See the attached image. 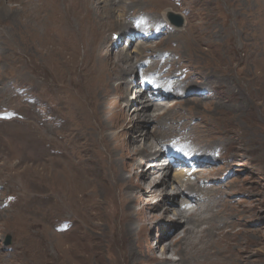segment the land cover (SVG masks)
Segmentation results:
<instances>
[{
	"label": "rangeland",
	"instance_id": "rangeland-1",
	"mask_svg": "<svg viewBox=\"0 0 264 264\" xmlns=\"http://www.w3.org/2000/svg\"><path fill=\"white\" fill-rule=\"evenodd\" d=\"M159 1L161 6L150 0H88L87 7L77 11L71 10L60 19L56 17L58 1L55 0L45 2L39 7L40 10L27 8L22 0H0V112L12 110L17 113V117L12 121H0V264H182L179 260L180 253L169 249L162 256L158 244L168 246L170 242H176L187 224V219L166 220L161 211L165 205L173 210L183 208L186 205V196L193 195L198 201L203 198L201 194L191 193V182L195 190L196 185L208 188L218 185L222 190L221 207L209 214L204 212V216L199 214L201 218L215 214L210 223L205 221L204 227H210L218 233L223 231L222 236H213L214 239L223 241L221 245L217 242L214 244L212 251L215 257L226 258L223 264H232L230 256L234 257V254L238 253L234 244L245 241L249 242L248 247L258 241L256 249L264 251V146L257 149L258 146L254 144L256 137L250 128L252 126L255 131L258 129L264 133V106L260 109L249 104L246 98L253 95L251 88L247 82L243 83L238 79L239 72L246 70V63L248 70L254 71L260 61L264 62V9L257 7L258 0H254L255 5L249 0ZM165 10H171L169 14L175 17L176 22H180L179 18H182L183 26L174 25L168 16H164ZM203 11L208 16L207 30ZM250 13L255 14V36L250 42H245L246 48L243 49L242 41L239 40V36H243L240 31L237 35L235 30L238 24H242L243 16ZM137 16H147L154 22H164L167 25L166 29H163L165 34L148 41L136 38L131 49L122 52L134 59L131 62L133 69L126 70L117 79L115 87L118 92L114 96L99 92L94 87L78 94L88 97L85 105L91 127L96 133H101L104 129L108 138L111 137L109 154L106 144L100 146L97 154L99 159L106 156L104 171L112 185L110 187L106 181L99 185L94 200L86 194L87 192L77 188L76 195L72 194L70 197L71 205H66V201L57 202L58 197L69 193L70 182L66 175L78 169L83 161L100 168V173L102 172V161L96 163L95 155L91 156L97 148L98 138L96 145L86 139L72 145L73 150L67 153L71 160L67 162L71 168L70 173L61 171L60 176L56 173L59 170L48 165H26L24 168L15 169L14 160L21 158L20 154L29 144L28 132L24 126L32 124L28 122L29 117L32 116L34 120V117L39 116L40 124L42 120H48L52 127L57 128L60 119L56 118V114L59 113L66 119L69 115L67 106L59 105L57 110L52 107L53 115L48 112L50 106H46L42 100H51L54 105L60 94L67 91L72 97L79 89L78 82L89 59L93 63L98 59L93 56L91 59L88 55L90 49L93 50L92 39L97 38L96 41L100 43L99 47L94 49L98 51L97 55L105 57L107 53L111 66L118 65L116 60L121 55L117 54L127 46L125 41L130 38L127 34L129 30L125 31V25L132 28ZM20 18H23V21H20ZM39 19L41 22H37ZM234 23L236 25L233 29ZM55 28L64 33L67 40L64 44L50 36L49 30ZM134 32L136 34V31ZM113 34L119 38H115ZM111 42L118 45L112 47ZM248 44L253 56L244 58L251 52ZM166 54L167 58L163 61ZM138 61L139 63H136ZM154 61L155 67L148 68V64ZM143 63L148 66L142 71L161 74L165 79L171 75L177 77L180 81L177 80L176 85L181 90L168 96L166 102H163L164 107L157 109L153 105L155 110H148L154 118L153 121L158 120L141 122L145 129L138 131L134 130L135 123L131 122L127 131L121 132L120 140H117L111 136L117 130L112 131L104 126L117 124L120 111L124 110L122 114H125V110L131 111L140 106L138 100L142 94L137 99L134 96L140 93L137 91L140 87L137 71L140 67L138 64L143 67ZM122 64L127 66L126 62H119V65ZM58 66L64 71L66 67L70 68L69 73L66 71L65 81L56 74ZM210 70L219 71L223 79H218ZM243 76L246 77V74ZM181 80H185L182 81L185 83L182 84ZM124 82L131 87L123 84ZM134 82L137 84L132 87ZM186 83H192L193 86L188 88ZM142 97L147 100L144 93ZM112 102L117 107L112 111L109 122L107 116ZM71 109L74 116L70 126L74 130L69 129L68 125L61 133L69 129L73 135L84 138V127L80 120L76 119L74 105ZM157 113L160 115H156ZM131 117L135 120V113H132ZM146 129L152 132L153 141H158V149L167 151L164 147L169 145L172 138L183 136L197 151L206 155V159L212 161L209 165L199 167L194 176H187L186 171L182 172L173 167L167 169L172 180H175L172 181L173 186L179 189V193L183 191V195L177 196L176 199H173L175 195H168L173 192L171 185L167 189L169 193L164 195L159 192L150 194L149 189H121L114 184L115 178L119 177V155L133 157V161L122 157L125 166L130 164V167L138 168L137 171L145 170L152 176L150 178L161 174L149 166L152 167L160 161L161 164L165 163V155L153 158L155 155L146 157L143 154L134 155L132 152L134 146L140 143L141 132ZM45 152L38 154L50 158L51 155ZM74 162L77 163L72 164ZM27 168L34 172L23 185L16 176ZM42 172L45 176L41 175ZM187 177L190 179L186 180ZM183 181L185 183L182 187L179 182ZM31 194L36 197L50 196L56 200L49 202L50 205L44 208L41 218H24L21 225L11 228L8 225L11 221L9 218L22 203L18 195L24 196L25 202H28L26 197ZM129 194L133 196L129 198ZM36 200L33 198L32 201ZM159 206L161 208L156 209ZM138 210L152 216L150 219H144L142 228L136 221ZM218 217L229 219L227 227L221 231L216 230V221L220 219ZM9 237L11 241L7 243ZM244 245L241 243L240 247L243 248ZM222 253L224 256H221ZM256 260L257 257L250 258V262Z\"/></svg>",
	"mask_w": 264,
	"mask_h": 264
},
{
	"label": "bare ground",
	"instance_id": "bare-ground-1",
	"mask_svg": "<svg viewBox=\"0 0 264 264\" xmlns=\"http://www.w3.org/2000/svg\"><path fill=\"white\" fill-rule=\"evenodd\" d=\"M22 1H24V5H26L27 8L33 7L34 9L35 8L39 9V7H42V5H44L45 2H48L49 0H22ZM56 1H58V4L56 5V7H57L56 17L60 18V19L64 18L65 14H67L69 11H71V10L77 11L80 8L87 7L89 4L88 0H55V2ZM150 1H152L154 4L161 6L159 0H150ZM235 1H239V0H235ZM258 1H259V3L257 5V7L261 10L264 9V0H261V2H260V0H258ZM249 2H251L253 5H255L254 0H249ZM52 8H53V6L50 9H52ZM110 11H111V9H110ZM170 11L171 10H165L164 16L166 17ZM257 13H258V11H257ZM144 17H147V16H144ZM203 17L205 19V25H206L205 27L207 30L208 29L207 24L209 25V23L207 22L208 16L205 15L204 11H203ZM137 18H138V16L135 19H137ZM20 21H23V18H20ZM29 21H31V20H29ZM166 21H168V20L166 19ZM37 22H41V20L39 19ZM119 23H120V25L122 24L121 21ZM159 23H161V22H159ZM257 24H258V22H257ZM235 25H236L235 23L232 24L233 29H234ZM255 25H256V21H255V14L254 13L244 15L242 24L241 25L238 24V26L235 30L237 35H239V31H240L243 38L248 39V40H243V38H240V36H239V40L242 41L243 49L246 48L245 42L246 41L250 42L254 38V36H255L254 35ZM120 27H122V26H120ZM134 29H135V22H134L132 28L129 27V25H125V31L129 30L128 31L129 33L127 32L129 37L135 35L134 31H137V30H134ZM140 29L141 28H139V30ZM152 29H154V28H152ZM139 30H138V33H139ZM49 31H50V36H53L57 40H60L61 42H63V44H64V42L67 41L66 38H64V33L59 28L50 29ZM132 33H134V34H132ZM164 34L165 33L162 30V32L159 34V36L164 35ZM95 39L98 40L97 38H95ZM96 40L92 39L93 50L90 49V52L88 53V55H90L89 58H91V59H92V56L94 58H98V59H96L98 62L96 61L95 63H93L92 60L87 58V59H89V62L87 64V66L83 69L84 70L82 72L83 74L79 79V82H78L79 89L72 95V97L69 96V93L67 91H65L64 94H60L61 96L56 99V102L54 103V105L52 104L51 100L50 101L45 100V99L42 100L46 104V106H50L49 111L46 109V111H48L50 114H53L54 109L57 110L59 105L65 104L68 108V113H69V115L66 116V119L63 116H61L59 113H57L56 118L60 119V125L57 128L52 127L50 121H48V120L47 121L42 120V123L40 124L41 120H40L39 116L34 117V120H32V116L29 117L28 122H32V124H27V126L22 125L26 128V130L28 132L29 144H28V148L25 151H22V153L20 154L21 158L14 160L13 165H14L15 169L24 168V166H26V165H35L36 167L41 166V165H48V166H54L57 170H59L56 173L60 176L62 174L61 171L70 173L71 168L67 164V162H70L71 160L67 156V153L69 151L73 150V149H71L72 145L78 144L79 142L84 141L85 139L87 141H93L96 145L97 144V141H96L97 138H98L97 148L93 151V154L91 156L95 155L94 156V162H96V163H99L100 161H102L101 169L105 166L106 156H104V159H99L98 158L99 156L97 153L100 149V146L102 144H104V145L106 144V146L108 147V154H109L111 137L108 138V136L104 133V129L101 131V133H96V130H94L91 127L90 116H89L87 107L85 105L86 101H88V97L87 96H80L78 94H79V92L83 93L87 88L94 87V89L99 91V92H105L111 96H114L115 93L118 92L116 90V87H115L116 86L115 83H116L117 79L121 75H123L126 72V70H132L133 69V65L131 64V62L134 59L131 56H126V54H122V52H127L128 50L131 49L133 39L128 38L125 41V43H128L127 44L128 46H126L127 50L125 47V48H123V50H121L119 52V54H117V55H121V56L117 57L116 62L118 63V65H113V66H111L109 59L107 58V56H108L107 53L105 54V57L102 55H97L98 51H95L94 49L98 48L100 43H99V41H96ZM146 40L148 41L151 39H146ZM177 41L181 43V41H179V40H177ZM117 45H118V43L115 44L114 42H111L112 47L113 46L116 47ZM248 46H249V50L251 51V46L249 44H248ZM251 56H253L252 51L250 52L249 56L247 55L244 58H248ZM119 62H123V63L126 62L127 66H123V64L119 65ZM160 62L161 61H159V66L161 64ZM69 63H70V61H69ZM136 63H139V61ZM154 63H155V61L152 63H149L148 68L155 67ZM144 65H142V66H144ZM138 66H141V65L138 64ZM69 69L66 67L65 71H64L61 67L58 66L55 71H56V74L59 75L60 79L65 81L67 79L65 77V74H66V71L69 73ZM210 71H213L212 73L218 79H221V80L223 79V77L220 75L219 71H216V70H210ZM244 73L246 74V77L243 76ZM152 74H153L152 72H146V71H141V73H140V75H145V76H150ZM56 77H57V75H56ZM122 78H123V76H122ZM174 78L177 79V77H175V76H174ZM138 79H139V77H138ZM238 79L243 83L247 82V84L251 88V93H253V95L246 98L247 101L249 102V104L253 105L255 107H259V108L262 107V105L264 106V62L260 61L259 64L254 69V71L248 70V64L246 63V70L239 72ZM178 81H180V80H178ZM182 81H185V80H181V82ZM184 83L185 82H182V84H184ZM123 84L129 85L127 82H124ZM133 84H132V87L136 85L135 82ZM185 86L189 88V87L193 86V84L192 83H190V84L186 83ZM127 88L128 87H126V89ZM169 88L174 89V88H178V87H177L176 83H174V85H173V82H172L169 84ZM138 92H140V93L135 94L134 97H135V99H137L138 96L140 94H142L139 97L140 100H138V104H140V106L134 107V109H132L131 111L125 110V112H126L125 114H122V112L124 110L120 111L119 112V113H121L120 116L116 114L119 118V122L117 124L109 125V126L105 124V126H104V128H110V130H112V131H113V129L117 130L116 133H114V134L112 133V135H111V136L115 137L117 140H120L121 132L127 131L128 126L131 122L135 123L134 124V130L138 131V130H141V128L145 129V127H143V124H141V122H143V121L155 122L156 120H158V119H155V121H153L154 118H152L153 117L152 114L148 113V110L150 108L155 110V106L158 109V108H161V106L164 107V105H165V103L163 104V102H166L165 100L156 101L153 104V101H150L148 99L146 100L145 98L142 97L143 96L142 91L139 90ZM178 93L181 95H184V96L186 95V94H183L182 92H178ZM162 96L167 98L168 96H171V93H165ZM131 100H133V97L131 98ZM71 101H72V103H71ZM72 105H74L75 110H76V119L78 121L80 120L79 122H81L83 127H84V132L82 135V136H84V138L81 137L80 135L75 136V135H73L72 132L69 131V129L74 130L70 126L71 119H73L72 117L74 116V112L71 109ZM153 105H155V106H153ZM52 107H54V109ZM116 107H117L116 104L114 102H112L111 103V109L108 112L109 115L107 116V119L109 122H110V118H111V113L113 110H116ZM260 109H262V108H260ZM132 113H135V117H136L135 120H134V118L131 117ZM156 115H160V114L157 113ZM217 120H218V118H217ZM210 121H212V120H210ZM228 122H230V121H228ZM205 123H206V121H205ZM221 123H223V122H221ZM226 123L227 122H225V124ZM263 123H264V120H263ZM217 124L219 126L221 125L219 123H217ZM236 124H238V123L236 122ZM68 125L70 126V128L67 131H65V133L62 134L61 131L63 130L64 127H66ZM210 126H212V125H210ZM250 128H251L254 136L256 137V140L254 139L256 141V142L254 141L255 142L254 144H256L258 146L257 149H260V147L264 146V133H261L258 129H256V131H255L252 126ZM262 128L264 129V126ZM214 130H211V132L212 131L214 132ZM251 130H250V132H251ZM160 132H161V134H163V131L160 130ZM155 133L160 134L157 131ZM155 133H153L154 136H155ZM187 136H189V133L187 134ZM228 137H229V135H228ZM154 140L156 141V139H154ZM139 141H140V143L138 142L139 144L137 146H134V148H133L134 151H132V152H134V155L143 154L146 157H150L152 155H155V156H153V158H160L162 155L168 154V151H165L161 148L160 149L157 148V147H159L158 141H157V143H155L153 141L152 132L147 130V129L144 130L143 132H141ZM263 149H264V147H263ZM45 151H47L51 155V156L49 155L50 158L45 157V156H41L38 154L39 152H45ZM47 152H45V154H48ZM236 153H238V152H236ZM236 153H235V155H238L241 152H239L238 154H236ZM0 155H1V152H0ZM242 156L244 157V155H242ZM90 157H89V159H90ZM122 157L124 159L128 158L131 161H133V157H126L125 155H119L118 156V160L121 163L119 165V177H118V179L115 178L114 184L117 185L118 187H120L121 189L128 188V189H132V190H136V191L137 190L142 191L143 189H149L150 194L154 193V192H159L161 194L167 195L169 193L167 191L168 186L171 185L170 189H172L173 192H171L168 195H171V196L175 195V196H173V199H176L177 196L183 195V191L181 193H179V189L175 188L172 184V181H175V180H172L173 178H171L170 172L167 171L168 168L172 167V164L168 162V159L166 160L167 162H165V163L161 164V162H162L161 161L158 164L152 165V167H151V165L149 166V168H153L154 170L157 169L159 173L161 172V174H159V176H155V177L153 176L154 178H150L152 176H149V174L145 170H141L142 167L140 169L141 171H137L138 168L134 169L133 168L134 166L130 167V164H128V165L126 164V166H125V164L122 161ZM199 158H202V156H199ZM236 158H238V157H236ZM65 159H67V160H65ZM163 162H164V160H163ZM75 163H77V162H74L72 164H75ZM210 163H212V161L208 160L207 164L209 165ZM111 164L113 165L112 160H111ZM142 165H144V163ZM231 166L232 165L230 163L229 168H231ZM104 170H105V167L102 169V172L100 173V168H97L96 166L89 165L88 163L83 161L78 169H75L72 173H70L69 175H66V176H68V180L70 182L69 193H66L65 195H62L61 197H58L57 200L53 199L50 196H37L36 197V196H33L31 194V195L26 197L28 199V202H25L26 201L25 197L18 195V196H20V200L22 201V203H20L21 207L15 211H13L12 217H10L11 215L9 214L10 215L9 219H11V221H9L10 224L8 223V225L11 228L13 226H16V228H17L19 225H21L23 223L22 220L24 218L25 219H30L31 217H40L41 218L44 215V208L49 206L50 205L49 202H54V200H56L57 202L59 200L66 201L67 202L66 205H68V204L71 205L72 203L70 202V197L72 196V194L76 195L77 188H81L83 192H87L86 194L91 196L94 200L95 199L94 194L98 191L97 188L99 185H102L105 181L109 184L110 187L112 185V183L108 179ZM88 171H93V172L91 174H88L87 173ZM33 172H34L33 170L27 168L24 171L20 172L16 176V178L20 182V184L26 183L27 178L30 177L33 174ZM41 175L45 176V173L42 172ZM127 175H130V176H127ZM209 179H211V178H209ZM212 180H213V178H212ZM19 182H16V183H19ZM184 183H185V181L179 182V184L182 187L184 186ZM11 184H13V183H11ZM65 184L67 185L69 183H65ZM217 186L218 185H215L212 188H208V187H201V186L196 185V190H195L192 188L193 184L190 183L191 193L201 194L202 196H204L203 198H200L199 201L193 195L192 196H186L184 198V204H186V205L194 204V206H192L190 208L186 207V208H179V210H173V208H171L170 206L165 205V207L161 211L162 213H164L163 214L164 219L169 220L171 218V221H175V220H179V219H187V224L182 229V232H181L182 234L180 233L181 235L178 236L179 238L176 242H174L175 241L174 240L173 241L174 243L170 242L168 244V246H167V244H163V245L158 244V247L161 248L162 256L165 254V252L167 250L170 249V250H174L175 253L178 252L181 254V258L179 260L182 261V264H223V262L226 261V258L215 257L213 255V251H212V248L216 242L219 245L223 244V241H221L219 238L214 239L213 236L217 235L218 237H220L223 235V231L218 233V232L213 231L210 227H204V223H206V222L210 223L213 220V217H214L213 215H215V214H213V215L210 214L209 216L206 215L207 217L205 216V218H201L199 216V214L201 216H204V212L205 213L207 212L209 214L212 212V210H214L218 207H221L223 195H222V190ZM52 187H54V186H52ZM65 188H67V186ZM131 196H133V195H131V194L128 195L129 198ZM33 198H36L37 200L35 202H33L32 201ZM204 198H205V200H204ZM195 199L197 200V202ZM74 203H76V202H74ZM160 208H161L160 206L156 207V209H160ZM158 211H160V210H158ZM23 215H25V216H23ZM151 217L152 216L150 215V213H146L145 211H139L136 214V221L138 222V225L142 228L144 219H150ZM218 218H220V217H218ZM228 222H229L228 218L227 219L220 218L219 220L216 221V230L221 231L222 229L226 228L228 225ZM242 224H244V223H242ZM25 230H26V228H25ZM48 233L51 234V232H48ZM245 233H249V232H245ZM250 233H252V232L250 231ZM253 233H256V232H253ZM206 236H208V237L206 238ZM241 243H242V245H243V243L245 244L243 248L240 247ZM247 243H249V242L248 241L237 242L236 244H234V245H236L238 253L236 254L233 251V253H235L234 257L230 256V257H232V261H233L232 264H238L239 262H240V264H264V251L262 252L259 249H256V245H258V241H256L255 243L252 242L254 244H249L251 247H248ZM175 247H177V249H175ZM45 248H47V247H45ZM48 248H49V246H48ZM233 253H232V255H233ZM221 256H224V253H222ZM253 256L257 257V260L254 262L253 261L250 262V258ZM166 257L167 256H165L164 258L166 259ZM230 257H228V258H230Z\"/></svg>",
	"mask_w": 264,
	"mask_h": 264
},
{
	"label": "water",
	"instance_id": "water-1",
	"mask_svg": "<svg viewBox=\"0 0 264 264\" xmlns=\"http://www.w3.org/2000/svg\"><path fill=\"white\" fill-rule=\"evenodd\" d=\"M167 16L170 18V20L172 21V23L174 25H176L177 27H182L183 26V21H182V18H179L180 19V22H176L175 21V17L172 15V14H167ZM11 239L10 237L8 238V242L7 243H10Z\"/></svg>",
	"mask_w": 264,
	"mask_h": 264
},
{
	"label": "clouds",
	"instance_id": "clouds-1",
	"mask_svg": "<svg viewBox=\"0 0 264 264\" xmlns=\"http://www.w3.org/2000/svg\"><path fill=\"white\" fill-rule=\"evenodd\" d=\"M172 139H173V138H172ZM172 139H171V140H172ZM170 142H171V141H170ZM166 147H168V146H165L164 149L167 150ZM167 151H168V150H167ZM166 155H167V156H166ZM166 155H165V159L167 160V159L169 158V156H168V154H166ZM160 162H161V161H160ZM182 172H184V171H182ZM186 174H187V173H186ZM195 174H196V173H195ZM191 176H194V174L191 175ZM189 179H190V178H188V177L186 178V180H189ZM188 182H189V181H188ZM191 183H193V182H191ZM191 206H193V205H191V204H190V205H185L183 208H186V207L190 208Z\"/></svg>",
	"mask_w": 264,
	"mask_h": 264
}]
</instances>
